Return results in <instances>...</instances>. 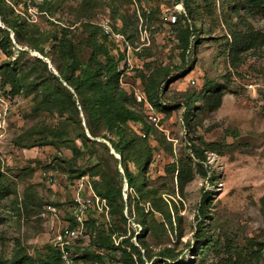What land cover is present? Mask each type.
I'll use <instances>...</instances> for the list:
<instances>
[{"label": "rangeland", "instance_id": "1", "mask_svg": "<svg viewBox=\"0 0 264 264\" xmlns=\"http://www.w3.org/2000/svg\"><path fill=\"white\" fill-rule=\"evenodd\" d=\"M0 1V33L7 38L0 44L1 256L26 254L33 264H47L56 233L74 223L80 185L84 196H102L107 181L120 182L117 170L123 174L126 164L142 184V209L130 204L137 193L124 178V212L112 213L109 204L108 215L88 209L74 248L78 264H264L258 245L264 244V0ZM16 18L19 35L10 25ZM106 22L133 46L128 52L117 47L130 58L120 87L154 126L145 135L142 122L128 125L141 137L125 159L96 121L99 135H92L82 110L78 115L69 107L63 115L59 105L47 103L35 109L44 98L35 87L65 67L50 36L72 39L86 60L91 24ZM193 23L196 37L184 57L182 35ZM19 70L36 85L15 86ZM149 76L162 82L160 108L137 98ZM84 131L92 142L77 157L65 138ZM75 142L82 145L81 138ZM81 167L86 173L73 181ZM150 189L154 205L147 200ZM106 232L112 248L96 241ZM119 234L132 236L142 260L124 252Z\"/></svg>", "mask_w": 264, "mask_h": 264}, {"label": "trees", "instance_id": "2", "mask_svg": "<svg viewBox=\"0 0 264 264\" xmlns=\"http://www.w3.org/2000/svg\"><path fill=\"white\" fill-rule=\"evenodd\" d=\"M4 12V4L0 1V13L4 14ZM10 25L18 35L21 34L22 28L17 18L11 20ZM91 26L92 29L86 40L87 45L91 47V52L86 60H83L78 55L72 39L66 38V36L62 37V35L58 34L50 36L54 44L60 46L62 55L65 58V67L59 69L60 75L50 72V77L42 80L41 88L35 87L37 90L40 89V92L44 94V98L35 103V109L41 108V103H47L49 108H52L53 105H59V111L63 115L67 113L69 107H72V111L78 115L81 112L80 110H82L87 115V123L92 135H99V132L95 130L94 121H96L100 123L103 130H105L103 137L109 139L116 152L121 154L123 159H125L128 153L138 146V138L141 137L138 133L130 129V123L142 122L144 124L143 128L146 131L145 135L153 131L154 126L148 123L143 118V114L134 107V103L136 102L135 97L128 94L125 89L120 87L119 76L122 68L121 62L125 54L117 48L118 44L114 36L107 33L104 27L99 24H91ZM192 36L194 38L196 37V25L194 23L188 25L182 35L183 44L181 47L184 57L189 49ZM5 39L7 38H3L0 33V44L2 47H4L3 44ZM239 45L237 47H239ZM35 46L37 47L38 44H35ZM114 50L117 52H114ZM10 67L11 66H8L6 69L9 70ZM14 73L16 77L14 82L15 86L30 87L37 83L36 78H32L29 73L22 70ZM61 79L65 80L71 88L64 85ZM161 83V80L156 76H149L144 90L147 102L159 108L162 107L160 100ZM56 89H62L63 92L61 93V91ZM63 93L64 95H62ZM186 104L189 106L191 100H187ZM77 138L82 139L81 146L75 142ZM77 138L72 141L65 138V143L67 147L73 151L74 155L79 157L83 154V148L86 147L87 142L91 139L87 136L85 131L80 132ZM144 149L147 150V146H145ZM200 159L205 160V156H202ZM116 162L120 163V160L116 158ZM200 165L202 166V164ZM117 171L120 182L107 181L105 189L100 191L102 197L106 198L107 203L110 205L111 212H117L119 209L124 212L126 205L123 194L124 178L127 179L128 188L135 190L137 193V195L133 197L130 195V204L133 201L137 205V210L142 209V207H140L141 199L144 197L141 190L142 184L138 182L136 175L128 169L126 164L123 174L121 171ZM85 173L84 168H79L78 173L72 176L73 181L80 179ZM202 173L207 175L206 172ZM179 180L181 187H183L186 181L183 179L182 175H179ZM149 194L152 196H149L147 200L154 205L156 191L150 189L146 195ZM207 198L208 197H206L205 200ZM261 205L264 211V195L261 197ZM130 213L133 214L131 207ZM138 213H140V211ZM121 236H123V234L118 235L119 238ZM131 237V235L123 236L120 238L118 245L124 247V252L128 256L132 257L134 254H137V257L142 260L143 253L141 250L134 242H129ZM96 241L103 247L112 248L115 246L110 240V236L107 232L105 234H97ZM258 245L264 246L262 243H258ZM127 246H131L130 251L127 250ZM163 256L175 259L171 254H165ZM57 259V251L52 246L44 263ZM0 264L33 263H31L30 256L26 254H15L11 258L0 255Z\"/></svg>", "mask_w": 264, "mask_h": 264}, {"label": "built area", "instance_id": "3", "mask_svg": "<svg viewBox=\"0 0 264 264\" xmlns=\"http://www.w3.org/2000/svg\"><path fill=\"white\" fill-rule=\"evenodd\" d=\"M175 19V18H174ZM107 33L114 36L118 46L128 52L133 49L129 38L122 32L114 33L109 30L107 22L103 26ZM126 55V54H125ZM126 57V56H125ZM122 66L125 63H130V58L127 56L123 58ZM137 98L142 101L146 99L145 92H136ZM79 192L74 196L72 217L74 223L68 222L65 226L58 230L54 237L53 248L57 251L58 259L51 260L47 264H78L75 256L74 248L76 240L80 238V234L84 229V224L87 219L88 209L100 210L109 214V207L106 198L93 193L91 196H84L81 192V185L78 188Z\"/></svg>", "mask_w": 264, "mask_h": 264}, {"label": "water", "instance_id": "4", "mask_svg": "<svg viewBox=\"0 0 264 264\" xmlns=\"http://www.w3.org/2000/svg\"><path fill=\"white\" fill-rule=\"evenodd\" d=\"M119 158L121 159V156L119 155Z\"/></svg>", "mask_w": 264, "mask_h": 264}]
</instances>
